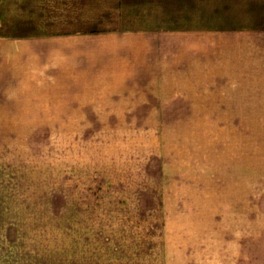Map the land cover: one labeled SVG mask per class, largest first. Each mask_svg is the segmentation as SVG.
<instances>
[{
  "label": "rangeland",
  "instance_id": "obj_1",
  "mask_svg": "<svg viewBox=\"0 0 264 264\" xmlns=\"http://www.w3.org/2000/svg\"><path fill=\"white\" fill-rule=\"evenodd\" d=\"M66 1L86 110L0 116V264H264V0Z\"/></svg>",
  "mask_w": 264,
  "mask_h": 264
},
{
  "label": "crops",
  "instance_id": "obj_2",
  "mask_svg": "<svg viewBox=\"0 0 264 264\" xmlns=\"http://www.w3.org/2000/svg\"><path fill=\"white\" fill-rule=\"evenodd\" d=\"M70 11L66 0L0 1V116L70 117L73 107L86 110L77 91L73 97L72 86L89 84L92 47L86 32L70 30ZM40 124L4 131H48ZM28 202L24 205L33 204Z\"/></svg>",
  "mask_w": 264,
  "mask_h": 264
}]
</instances>
